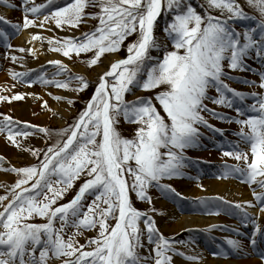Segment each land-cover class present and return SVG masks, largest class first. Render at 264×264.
Returning <instances> with one entry per match:
<instances>
[{
	"label": "snow or ice",
	"instance_id": "snow-or-ice-1",
	"mask_svg": "<svg viewBox=\"0 0 264 264\" xmlns=\"http://www.w3.org/2000/svg\"><path fill=\"white\" fill-rule=\"evenodd\" d=\"M91 2L68 0L63 6L52 8L37 23L38 10L44 5L23 0L22 23L12 24L18 31L21 27H44L49 20L63 27L77 26L86 15L97 17V25L79 38L31 34L32 39H47L50 46L55 44L54 50L65 57L91 51L93 54L84 61L88 66L96 65L104 53L116 51L129 34L135 33L136 38L127 44L125 57L111 61L107 70L98 75L94 91L72 124L55 130L57 138L46 145V149L27 148L38 158L36 162L11 167L17 179L0 195V264H48L50 255L57 258L59 264H172L170 253L180 251L174 247L176 241L160 233L148 213L133 206L129 194L134 191L137 198L149 203L152 197L148 189L153 186L166 196L183 195L162 180L184 175L182 169L188 159L184 149L199 141L201 133L197 125L224 132L202 114L207 111L225 119L222 113L204 103L206 99L233 107L237 99L243 101L249 95L259 97L246 106L254 115L234 118L240 125L236 135L245 148L236 144L233 150L224 151V155L233 157L237 163L225 164L223 175L238 174L248 184L258 185L261 191L254 190L252 195L260 211H264V96L231 88L225 80L232 78L227 69L247 66L244 57L250 50L254 49L256 56L264 60V0H246L258 10L261 19L254 28L243 30L230 23L247 16L240 0H204L203 14L186 0H96L99 10L85 12ZM0 3L16 7L9 4V0H0ZM212 10H218L220 15H214ZM166 11L173 15L164 26L161 39L154 29L157 17ZM28 14H32V18ZM0 22L12 23L3 15ZM0 35L7 40L6 32L0 31ZM152 49L163 50L162 57L154 59ZM20 51L34 53L32 48ZM12 59L19 58L13 55ZM48 63L55 65L56 71L52 79L41 71L36 79L42 84L68 88L69 81H75L77 91L89 86L90 80L72 72L64 61L54 59ZM62 73L65 74L63 79L55 78ZM12 75L26 77L23 72H12ZM26 82L31 84L33 80L26 79ZM259 86L264 88V72L260 73ZM134 87L152 90L153 95L126 100L125 93ZM210 89H214L216 95H211ZM22 95L16 92L14 96H0V100ZM54 98L66 99L69 105L73 103L71 98ZM44 105L47 107V101ZM235 111L241 113L244 108L237 104ZM121 116L137 125L132 137L120 133L117 124ZM22 123L29 126L28 121ZM3 124L0 131L8 133L9 142L22 147L16 137L29 133L13 132L6 127L7 124L15 127L11 116L5 115ZM30 126L45 136L54 131L39 125ZM81 174L87 179L80 183L72 198L57 203ZM89 193L93 199L85 206L83 200ZM205 199L200 198L202 203ZM214 199L238 209L242 222H248L250 214L245 205L252 206V200L226 201L219 195ZM33 217H41L43 222H30ZM110 218L115 219L112 225L107 222ZM141 219L151 245L144 255L139 251L144 246L141 240L144 230L138 224ZM69 227L73 232L65 239L64 232ZM215 227L217 225H208L205 230ZM80 229H97V234L88 237L86 244H79L73 237L80 234ZM233 231L239 232V228L234 227ZM225 239L233 249L242 246L237 239ZM257 239H264V227L259 224H255L251 233L253 247ZM218 254L227 253H213ZM259 259L260 264H264V249Z\"/></svg>",
	"mask_w": 264,
	"mask_h": 264
},
{
	"label": "rangeland",
	"instance_id": "rangeland-1",
	"mask_svg": "<svg viewBox=\"0 0 264 264\" xmlns=\"http://www.w3.org/2000/svg\"><path fill=\"white\" fill-rule=\"evenodd\" d=\"M95 3H96V0H92V2L84 9V11L92 12V13L97 12L99 9L95 6ZM240 3L244 6V11L247 13V16L244 18V19H247L245 20L247 21L246 22L247 24L243 22L242 25L241 24L239 25V24H236V22H234V26L238 30H243L245 27L254 28L258 24L259 20L261 19L258 10L249 6L246 3V0H240ZM166 12L167 13L165 16L167 17L168 20L166 21L168 22L172 19L173 13L170 11H166ZM160 15H159V18H161ZM250 15L252 16V18H250ZM89 19H92L93 24L97 25L98 23L97 17L86 15L82 17L81 23H79L77 26L65 25V27L68 28L67 30L69 32H73L74 31L73 29H76L78 27L80 28L82 26L84 27V29H88ZM49 21L45 23V26H50L49 29H51V31L53 30V37H56L58 39H62L64 37H73V35L72 36L69 34L63 35V33L56 31V27L58 26L53 21L51 23H49ZM230 23H233V22L230 21ZM158 26H159V21L157 20L155 24V29H154L155 35L163 39L164 33L161 31L163 30V27L159 29ZM84 29L82 28V30ZM135 38H136V35L134 34V39ZM256 38L258 39L259 37L257 36ZM18 48L19 47L16 45L12 48V50L9 52L10 57H11V54L12 56L13 55L17 56L15 52L18 51ZM169 48H171V46ZM153 51L154 49L150 50L151 55L154 59L156 57H162L163 50H161V53L159 54L158 53L156 54V52H153ZM110 53H115V52L114 51L106 52L100 57V59ZM92 54L93 53L91 51L88 53H81L80 56L72 54L70 57L64 56L62 60L64 61V63L69 65V68L71 69L72 72L85 75L90 80L89 86L86 89L81 90V91L76 90L75 81H69L70 86L68 88H61L62 91L66 90L70 93V97H66V98L72 99L73 103L71 105L67 103L66 99L57 100L54 98L55 96L65 97L53 91L56 89H60L54 84H42L40 81H39L40 83L37 81L38 85H32V84L29 85V83H25L26 79H28L27 77L16 78V80L21 81V83L18 84L17 81L16 83L14 82L13 86L16 88L14 90V94L16 92H20L23 95L21 98H13L11 100L8 99L5 102V104L0 105V127L5 126L3 124V120H4V116L7 115V116H11L15 121V127H13L12 124L6 125V127L8 128H12L13 132H17L16 131L17 128L22 130L26 127L22 123L23 121L29 122V126L27 127H31L30 125H39V126L47 127L54 131L49 136H45L44 133H41L38 131H31V133H29V135L27 136L18 135L16 138L20 142L22 147H17L16 145L10 143L9 138H8V133L6 131H0V157H3V159L0 160V171H1V163H4L6 160L5 154H3V152H6L7 150H12L13 151L12 154L21 155V153H23V151L24 152L27 151V148L29 147H34L37 149H46V145L52 144L54 140L57 138L55 135V130L64 128L67 125L72 124L73 118L76 117L75 116L76 114L77 115L79 114L80 112L79 110L85 107L86 101L90 98L95 88V84L98 83L97 78L88 76L74 69L80 66V67L87 69L88 71H91V69L95 65L88 66L84 61L87 57H90ZM60 55L63 56L62 53H60ZM117 55L120 58V57H125L127 54L123 53V55H120L118 53ZM244 60L247 65L245 68L235 69V70L227 69V71L231 74L232 78L231 79L225 78L226 83L231 88H235L239 91H242L245 93H258L261 96H264V88H261L259 86L260 73L264 72V60L256 56L254 49L250 50L249 55L245 56ZM12 61L15 62L17 65L21 63L20 59L13 60L11 58V62ZM99 63L100 61L97 64ZM226 63L227 61H225V64ZM21 67H24V64H22ZM16 69L10 68L9 73L15 72ZM41 71L45 73L48 79H52L53 73L56 71V66L53 65L52 68L40 70L39 75ZM55 78L60 79L62 78V76L55 77ZM32 80H34V78H32ZM11 83L12 81H10V79L3 82V84L0 87V96L1 94H5L8 92L6 90L7 88L10 87ZM18 85L19 87H17ZM209 92L211 95L216 93L215 90H209ZM212 92L214 93L212 94ZM49 93H52V95H49ZM14 94L12 96H14ZM151 95H153L152 90H143L141 88L136 87V90L132 88L131 91H128L125 93V99L133 100L135 96H151ZM6 97H9V95ZM254 99H259V97L254 98L253 96L249 95V96H246L243 101H239L237 99L236 104H234L233 107H227L226 105H217V104L215 105L211 100L206 99L204 103L209 108L215 109L219 113H222L225 119H220L216 116H214L213 118H210L209 117L210 112L207 113V111L203 112L202 114L205 116V118L209 121L210 124L215 125L216 128L224 129V132L223 133L216 132L212 128L206 127L204 125H197L201 133L199 137V141L184 149V153L185 155H187V157L188 156L195 157L193 159H190V165H191L190 170L188 171L183 170L184 175L180 177L163 178L162 183L171 184L174 188L177 189V191L180 192L179 186L182 182L194 181L195 183L199 185V188H201L202 180L213 179V180H222V181H232L234 184H237L241 186L242 188H244L245 192H248L251 185L245 182L243 178L239 177L238 174H231L226 177L223 175L225 164L231 165V164L237 163L233 157L224 155L223 153L224 151H227V150H233L236 144H239L240 148H245V144L241 142L240 138L236 135V133L239 131L240 125L236 123V119L234 118L245 119L247 115H254L255 114L254 112L246 108L247 105H251L254 102ZM44 101H47V107H45ZM52 101L58 102L59 104L65 105V107H68L66 116H62L58 112H55L52 109V106H51ZM156 103H157V107L159 108L158 102ZM237 104L241 106L242 108H244V111H242L241 113H237L235 111V107L237 106ZM17 107H22V111L21 112L18 111V113H16L17 111H15V109ZM3 108H7V110L9 108L8 112H4ZM161 112H162V109H161ZM61 119L63 122L60 123L59 121ZM117 127L123 136L132 137L134 135V130L137 127V125L135 123H130L124 120V118L121 116L119 118V123L117 124ZM202 131H206V132H202ZM29 155L31 156L30 161L25 162L15 167H20V166H24L29 163L36 162L38 158L34 157L30 152H29ZM196 158H200V159L196 160ZM3 169H4V172H7V175L9 177L0 179V186H2L0 187V195H3L6 191V187L10 186L16 179L14 172L10 170L11 167L7 168L4 166ZM84 179H87V177L81 174V176L77 180L74 181L72 187L68 189V191L64 194L63 197H61L57 201V203L66 202L69 199V196L72 194L74 188L80 183H82ZM130 179L131 178H129V180ZM53 180H55V177H53ZM148 192H149V195L152 197L151 203H149L147 200H141L137 198L134 191H131L129 195H130V199H131L133 206L136 207L137 209H140L141 211H146L148 213V216H150L153 220L154 218L164 215L165 213L164 204L172 203V204L177 205L179 203L181 205L184 202H186L187 204L193 203V201H190L191 199L187 196H183V195L181 197L166 196L160 191L159 188L155 186L150 187L148 189ZM234 196L236 197L233 198L229 196V197H224V198L229 199L227 201H238L240 195L238 194ZM92 199H93L92 194L90 193L87 194V198L83 200V204L86 206ZM225 207H229L231 210H236L239 212V210L235 209L232 205H227ZM152 209L153 211H150ZM228 218L221 220V222L223 223L222 225L229 226L233 224L231 217L228 216ZM34 220H36L37 223L43 222V218L41 217H33L30 222H34ZM107 222L109 225H112L115 223V219L110 218ZM56 223L57 225H59L60 222L57 220ZM138 224L140 228L144 230V235H142L141 240L142 242L144 241L147 242L148 241L147 230L144 227L143 219L139 220ZM156 227L160 229L158 225H156ZM221 228H224V227L221 226ZM97 229H98V226H97ZM97 229H80L79 230L80 234L75 235L73 238L75 241H79V244H86V240L88 237L95 236L97 234ZM72 232H73V229L71 227L67 228V230L64 232V238L68 239V234ZM159 232L162 233L165 237H168L173 241H176L177 237L179 236V231L171 232V233L169 232L167 233L166 231H159ZM79 244H77L76 246L79 247ZM139 251L141 252L142 255L146 254L144 246L141 247ZM61 258L71 259V257H61ZM49 261H52V260H48V264H49Z\"/></svg>",
	"mask_w": 264,
	"mask_h": 264
},
{
	"label": "bare ground",
	"instance_id": "bare-ground-1",
	"mask_svg": "<svg viewBox=\"0 0 264 264\" xmlns=\"http://www.w3.org/2000/svg\"><path fill=\"white\" fill-rule=\"evenodd\" d=\"M5 13H10L9 11H5ZM56 31H59L63 34H71L67 31L68 28L65 26L56 28ZM32 33H40L42 37H53V30H39V29H33L29 30L28 32L24 31L21 33V35L15 40V42H19V45H21L23 48H32L34 49V53L23 51V55L21 56V62L23 64H27L28 67H34L39 66L41 63L47 61V60H54V59H60L63 60L59 54L50 52V49H52V46L49 45V42L47 39H32L31 34ZM77 34V31L73 32L71 35ZM50 48V49H49ZM159 50L154 49L153 52L158 53ZM120 59L117 54L111 53L103 58H101L99 61L100 63L95 65L91 71H88L87 69L83 67H76L74 68L76 71L84 73L88 76H92L94 78H97L98 75L106 71L109 63L113 60ZM9 60L7 57L6 60L4 59L3 62L5 63ZM22 65L21 63L19 64ZM18 68H21L17 66ZM15 66V68H17ZM16 70H19V69ZM57 94L63 95L65 97H70V93L66 90L56 89L54 91ZM52 109L55 112H58L62 116H66L67 108L65 105H61L58 102H51ZM9 110V108H8ZM7 108H3L4 112H8ZM17 111L16 113L22 111V107H17L15 109ZM60 123L63 122L62 119L59 121ZM36 143V142H35ZM12 150H7L6 152H3L5 154V162L1 163V171H0V179L9 177L7 175V172H4L3 167H13V166H19L20 164H23L25 162H28L31 160V156L29 155L28 151H23L21 155L12 154ZM9 155V156H8ZM203 187L199 188V185L192 181H186L182 182L179 186L180 192L183 193V196H187L191 199H200V198H208L213 195H224V196H230L235 198L234 195H240V200L246 201V200H252L253 205L247 206V210L249 212V218L254 223V229L255 230V224H259L262 227H264V211H260L259 206L256 204V200L252 195V192H245L244 188L241 186L234 184L232 181H222V180H202ZM250 188L255 191L261 190L260 187L256 184H251ZM257 189V190H256ZM165 207V213L163 216L154 218L155 225L159 226V231H166L167 233L171 232H178L179 236L177 237L176 243L174 244V247L179 249L180 251L177 253H170L173 257L172 264H260L259 256H255L254 254H259L260 251L258 249L251 250L247 246L250 244L251 239V233H249L247 224H243L242 218L239 214L231 211L229 208L220 209V211H217L216 209L209 208L210 210H206L208 213H203V208L199 205H196L194 208L191 209L189 212L181 213L177 211L176 205L172 203L164 204ZM235 215V220H237L239 223L236 227L239 228V232L233 231V227L231 226L232 230L231 232L224 234L222 240V244L224 246H230L227 244L226 237H231L234 239H237L241 242V247L239 248L241 251L233 249L231 252H229L231 255H224L218 254L213 255L209 253L207 248V241L200 238L199 240H195L194 237L197 235H201L204 232L207 233H215L216 227L211 228L209 230H205L208 225H218V223L221 221V218L225 217L226 213ZM246 225V226H245ZM260 239H257V242ZM145 253L148 254L149 249L151 247L149 241L143 242ZM235 250V251H234ZM219 252V251H216ZM220 253H223L220 251ZM154 255V252L152 253ZM199 256L200 259H190V257Z\"/></svg>",
	"mask_w": 264,
	"mask_h": 264
},
{
	"label": "trees",
	"instance_id": "trees-1",
	"mask_svg": "<svg viewBox=\"0 0 264 264\" xmlns=\"http://www.w3.org/2000/svg\"><path fill=\"white\" fill-rule=\"evenodd\" d=\"M186 2H190L195 8H196V10L197 11H200L202 14H203V8L201 7V5H204V0H186ZM205 7H206V5H205ZM213 11V13H214V15H220V13H219V11L218 10H212ZM166 13L167 12H161V21H162V23H163V25L165 26L166 25V23H167V21L166 20H168L167 19V17L165 16L166 15ZM168 15V14H167ZM249 16V15H248ZM248 18V17H247ZM250 18H252V16L250 15ZM245 20H247V19H241V20H238V21H235L236 22V24H243V22H245V24H247L246 22L247 21H245ZM231 22H233V21H231ZM234 23V22H233ZM126 39H128V37H126L125 38V40ZM120 52L121 53H123V51L122 50H120ZM80 111V110H79ZM75 116H77V114L75 115Z\"/></svg>",
	"mask_w": 264,
	"mask_h": 264
}]
</instances>
